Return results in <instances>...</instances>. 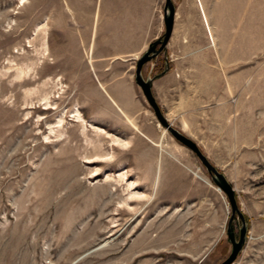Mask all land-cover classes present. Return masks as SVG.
I'll return each mask as SVG.
<instances>
[{"label": "rangeland", "instance_id": "1", "mask_svg": "<svg viewBox=\"0 0 264 264\" xmlns=\"http://www.w3.org/2000/svg\"><path fill=\"white\" fill-rule=\"evenodd\" d=\"M200 1L213 39L197 0H172L173 30L158 56L197 51L225 85L208 90L207 113L195 88L188 99L184 90L168 96L189 113L159 106L178 130L179 120L196 122L191 136L179 131L235 190L246 237L231 264H264V0ZM164 3L0 0V264H220L229 256L225 194L156 126L134 81L136 60L164 32ZM151 62L144 78L159 75ZM153 95L158 102L157 88ZM219 101L221 117L210 109ZM105 153L111 160L96 162ZM127 182L146 197L119 207ZM231 227L238 239L237 214Z\"/></svg>", "mask_w": 264, "mask_h": 264}, {"label": "crops", "instance_id": "2", "mask_svg": "<svg viewBox=\"0 0 264 264\" xmlns=\"http://www.w3.org/2000/svg\"><path fill=\"white\" fill-rule=\"evenodd\" d=\"M202 55H205V53ZM206 59L205 56L201 57L197 51H188L180 53V55L166 51L165 54L152 60L148 68L149 73L152 74L159 71V75H157L158 77H155V79L152 80V92L154 93L155 88L158 89L160 93L158 102L161 107H167L170 109V106H174V110H172L174 113H189L190 110H185L186 104H179L177 102L173 105L170 103L168 96H170L172 92L184 90L187 92L181 98L188 99L187 95L193 88H195L199 89V99L204 102L202 113L208 112L206 100L212 97L208 90L212 89V92L220 91L225 83L222 78H220L219 74L218 76L215 75L216 70L211 67L212 64ZM178 97L179 96L176 94V99ZM179 107H182L183 109L179 110ZM217 107V110H215L214 107H210V109L212 108L211 111L213 114L217 113L219 117H221L224 112L223 101H219ZM195 125L196 122L194 120L190 121L184 119L177 122L179 130L187 132L189 136L191 135L188 132H191V130L196 128Z\"/></svg>", "mask_w": 264, "mask_h": 264}, {"label": "water", "instance_id": "3", "mask_svg": "<svg viewBox=\"0 0 264 264\" xmlns=\"http://www.w3.org/2000/svg\"><path fill=\"white\" fill-rule=\"evenodd\" d=\"M163 10L164 32L155 41L151 42L148 45L147 50L143 52L141 56L136 60L134 81L136 85L140 88L146 102L152 109L154 117L156 121L160 124V126L165 128L166 131L170 133V135L176 141L184 145L196 155V157L200 160L201 164L206 168L208 174L211 176V179L216 184L217 188L225 194L231 209V214L226 229L227 238L231 243V252L229 256L220 264H231L236 259L238 253L241 251L246 237L245 219L238 208L235 197V190L233 186L229 183V181L226 179V177L209 162L206 156L200 151L198 145L192 139H190L181 131L172 126V123L168 121V119L162 113L161 108L152 93V80H154V77L144 78L141 73L142 67L145 63L152 61L161 52H165L166 45L171 36L175 15L172 0H165ZM236 214L241 220V228L239 231L238 239L235 238L234 232L232 231L231 227V221Z\"/></svg>", "mask_w": 264, "mask_h": 264}, {"label": "bare ground", "instance_id": "4", "mask_svg": "<svg viewBox=\"0 0 264 264\" xmlns=\"http://www.w3.org/2000/svg\"><path fill=\"white\" fill-rule=\"evenodd\" d=\"M26 0H20V2L21 3H23L24 4V2H25ZM197 2H198V8H199V11H200V14H201V16H202V20H203V24H204V26H205V28L207 29V32L209 33V36L211 37V39H213V37H212V35H211V31H210V24H209V22H208V19H207V16H206V14H205V10H204V8H203V6H202V4H201V1L200 0H197ZM22 4V5H23ZM208 35V34H207ZM23 71V70H22ZM22 71H18V74H17V78H20L24 73V71L22 72ZM30 91V90H29ZM28 91V92H29ZM31 92V91H30ZM43 101H45L44 103H43V106H42V109L43 110H47V109H49V108H51L50 107V102L48 101V97H45V98H43L42 99ZM62 115H60V117H59V120H58V122L60 123V122H62V117H61ZM73 116V115H72ZM74 117H75V119H77V120H79L80 122H82V121H84L83 120V118H82V116L80 115V113L76 110V112H75V114H74ZM57 122V123H58ZM56 123V122H55ZM56 123V124H57ZM58 123V124H59ZM63 123V122H62ZM59 126H60V124H59ZM59 126H52V128H54V127H59ZM62 126V125H61ZM156 126L157 127H159L160 128V124H158V123H156ZM162 127V126H161ZM165 128H163V131L165 132L166 131V129L164 130ZM51 131H53V129L51 130ZM50 131V132H51ZM44 139H45V141L46 140H48V139H46V137H44ZM50 139V138H49ZM44 141V142H45ZM117 141V139H114V140H112V142H116ZM48 142V141H47ZM120 143V142H119ZM111 158H112V155H110V153H105V155H103V154H101V155H95V159H96V162H108V161H110L111 160ZM87 161H89V159H87ZM120 177L121 178H124V174L122 173L121 175H120ZM135 186V183L134 182H127L126 183V186H125V190L127 191V193H126V197H125V199H122L121 201H119L118 202V205H119V207L120 206H122V205H125V206H128L129 208L131 207V206H129L128 204L130 203V202H132V201H136V200H139V199H141V198H144V197H146V194H144L143 192H138L137 190L136 191H134V187ZM112 190H114V192L116 191L115 190V188H113V186L111 187V186H109V190H108V192L110 191H112ZM109 192V193H110ZM132 209V208H131ZM146 237V239H147V237L148 236H145ZM148 241V240H147ZM146 242V241H145Z\"/></svg>", "mask_w": 264, "mask_h": 264}]
</instances>
